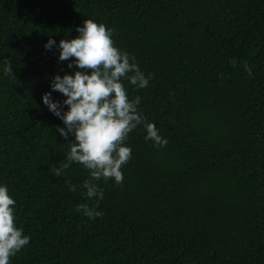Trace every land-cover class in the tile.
Listing matches in <instances>:
<instances>
[{
	"label": "trees",
	"instance_id": "trees-1",
	"mask_svg": "<svg viewBox=\"0 0 264 264\" xmlns=\"http://www.w3.org/2000/svg\"><path fill=\"white\" fill-rule=\"evenodd\" d=\"M86 18L113 27L151 74L143 89L125 84L168 141L129 132L123 181L101 178L98 203L79 163L55 175L73 137L41 102L51 75L68 71L44 43L76 36ZM5 58L0 182L30 236L9 264H264V0H0Z\"/></svg>",
	"mask_w": 264,
	"mask_h": 264
},
{
	"label": "clouds",
	"instance_id": "clouds-1",
	"mask_svg": "<svg viewBox=\"0 0 264 264\" xmlns=\"http://www.w3.org/2000/svg\"><path fill=\"white\" fill-rule=\"evenodd\" d=\"M75 30L76 36L58 42L50 35L43 45L46 51L55 49L58 62L67 61L68 71L61 69L51 75L49 90L41 94V102L62 122L56 125V133L66 140L73 137L66 157L56 162L55 175L63 176L64 169L73 162L79 163L89 170L82 181L85 195L97 198L98 203L104 196L101 178L123 181L122 165L132 154L131 145L124 143L129 132L143 125L144 138L152 140L154 146L168 141L155 122L138 109L141 97L129 95L125 80L143 89L151 74H145L134 54L115 45V29L86 18ZM0 64L6 73H13L8 58ZM54 92L61 93L63 99H57ZM68 186L69 190L77 187L71 182ZM16 203L8 185L0 182V264H9L10 257L30 241L23 228L16 225ZM77 208L90 218L103 214L96 204H78Z\"/></svg>",
	"mask_w": 264,
	"mask_h": 264
}]
</instances>
